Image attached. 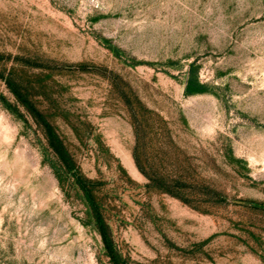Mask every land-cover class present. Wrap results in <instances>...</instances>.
<instances>
[{"label":"rangeland","instance_id":"374dc122","mask_svg":"<svg viewBox=\"0 0 264 264\" xmlns=\"http://www.w3.org/2000/svg\"><path fill=\"white\" fill-rule=\"evenodd\" d=\"M0 264H264V0H0Z\"/></svg>","mask_w":264,"mask_h":264},{"label":"trees","instance_id":"16d2710c","mask_svg":"<svg viewBox=\"0 0 264 264\" xmlns=\"http://www.w3.org/2000/svg\"><path fill=\"white\" fill-rule=\"evenodd\" d=\"M136 157V156H135ZM137 163H138V159H137ZM141 170L144 172V169L141 167ZM152 182H154V180H152V178H149ZM168 189V188H166ZM101 234H102V237L103 239L106 241V238H105V233H104V230H101Z\"/></svg>","mask_w":264,"mask_h":264}]
</instances>
